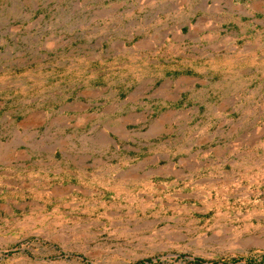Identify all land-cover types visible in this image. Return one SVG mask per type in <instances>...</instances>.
Returning a JSON list of instances; mask_svg holds the SVG:
<instances>
[{"label":"rangeland","instance_id":"1","mask_svg":"<svg viewBox=\"0 0 264 264\" xmlns=\"http://www.w3.org/2000/svg\"><path fill=\"white\" fill-rule=\"evenodd\" d=\"M0 264H264V0H0Z\"/></svg>","mask_w":264,"mask_h":264}]
</instances>
